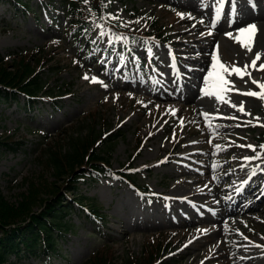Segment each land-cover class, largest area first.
Segmentation results:
<instances>
[{
	"label": "rangeland",
	"instance_id": "obj_1",
	"mask_svg": "<svg viewBox=\"0 0 264 264\" xmlns=\"http://www.w3.org/2000/svg\"><path fill=\"white\" fill-rule=\"evenodd\" d=\"M64 1L28 0L29 9L22 11L0 0V54L11 63L16 60L11 51H37L34 71L46 82L30 110L20 94L0 99V139L17 145H0V190L17 206L31 182L42 190L31 212H42L47 192L63 180L45 165L41 148L54 139L66 149L72 137L91 129L97 136L101 129L115 131L111 148L100 153L113 174L85 178L64 192L72 210L62 217L73 226L59 238L53 257L11 255L3 264H81L104 246L113 247L119 261L156 252V243L167 242L172 248L162 259L174 258L169 264H264V247L257 246H264V149L257 147L259 158L245 161L257 153L239 147L264 145V100L227 93L237 107L243 102L248 115L201 92L217 45L220 61L229 67L250 64L256 53H261L257 67L264 63V29L255 33L251 52L225 35L235 37L264 18V0H224L218 16L217 0H102V17L118 19L92 25V54L84 58L66 32L60 35L67 24ZM77 5L90 11L92 0ZM240 20L245 21L233 26ZM114 23L118 31L109 28ZM124 32L133 38H124ZM249 71L251 78L227 79L240 92L259 91L251 81L264 82V72ZM93 76L103 84L91 83ZM55 100L57 108L51 105ZM124 166H130L136 185L150 189V197L119 178ZM230 179L241 192L234 211H228L232 204L222 208L218 198L217 188ZM249 188L258 200L244 198L252 194ZM78 197L96 205L103 222L92 228L70 201ZM21 218L11 226L29 220ZM12 239L4 238L5 244Z\"/></svg>",
	"mask_w": 264,
	"mask_h": 264
},
{
	"label": "trees",
	"instance_id": "obj_2",
	"mask_svg": "<svg viewBox=\"0 0 264 264\" xmlns=\"http://www.w3.org/2000/svg\"><path fill=\"white\" fill-rule=\"evenodd\" d=\"M2 1L9 2L16 9H29L28 0ZM71 1H68L66 7L69 27L73 32L82 33L85 39L89 32L90 22L81 18L80 14L83 15L85 11H82ZM99 4V0H93L92 8L97 10ZM36 52L11 51L8 55L14 57L13 54H15L16 56V60L13 58L11 63L0 54V99L11 100L20 94L24 97V106L31 108L35 99L39 97L38 91L46 84L40 74L34 71L35 65L37 66L40 61L39 57H37L38 60L35 58ZM33 62L34 65H32ZM91 130L84 136L72 137L66 149L61 144L54 143V139H52V143L48 142L41 148L42 152L39 155L46 158L45 165L54 170L56 180H63L61 185L57 184L47 192L51 196L43 199L45 205L42 212H31V203L36 201L39 196L37 193L42 192V190H38V187L32 186L31 182H29L28 193L23 196L17 206L8 202L0 190V231L4 236H7L0 238V264L5 263L9 255L16 257L18 255H33L41 257L43 260L52 257L55 255L56 246L59 244L62 234L67 231L71 232L73 224L67 223V220L62 217L70 209L69 204L66 203L68 200L64 201V197H66L64 192L76 188V182L81 179H95L99 172H108L110 169L107 158L100 153L104 152L105 146L111 148V139L115 137V131L101 129L96 132L99 133L97 136ZM100 143L102 147H99ZM15 144V141L9 138L0 139V145H4L8 149H16L17 145ZM122 176L131 180L125 173H122ZM32 187L33 190H31ZM76 200L82 205V198L79 197ZM92 213L95 215L97 211H92ZM17 216H22L21 219L27 217L29 220L24 225L11 226L15 223L14 220ZM4 238L6 240L13 239L10 240V243L5 244ZM157 244H155L158 246L156 252L150 250L149 253L144 252L142 256L131 254L119 261H117L113 247L104 246L89 255L81 264H169L174 262V258L171 257L167 261L162 260V254L172 248L171 244L167 242L163 244V247Z\"/></svg>",
	"mask_w": 264,
	"mask_h": 264
},
{
	"label": "snow or ice",
	"instance_id": "obj_3",
	"mask_svg": "<svg viewBox=\"0 0 264 264\" xmlns=\"http://www.w3.org/2000/svg\"><path fill=\"white\" fill-rule=\"evenodd\" d=\"M87 2L88 0H85V3ZM217 4H218V7L216 8V13L218 16L220 11L222 10L224 0H217ZM102 7H106V5H102ZM177 15L181 19H184L186 14L177 13ZM102 18L118 19V17H113L111 15H109L108 17H102ZM187 18L191 19L192 17L190 14H187ZM256 31L257 29L255 25H248L245 28H241L237 30L235 37H233L231 33H225V35L228 36L229 38H233L237 43L241 45L242 48H246L249 52H251L252 47H253V37ZM101 34L103 35L104 33H101ZM117 39H120V37H117ZM218 49H219V46L217 45L216 48H214L213 53L211 54L210 69L204 78L205 87L201 89V92L202 94L207 95V96H214L217 101L228 103L231 107L237 108L238 111L245 113L243 102H241L240 105L237 107V105L232 104L231 101L227 99V93L231 91H236L240 95L256 97L261 100H264V82H260L255 79H252L251 82L258 87L259 91L249 90L246 92H240V90L238 88H235V86L232 84V82L229 79H227V77L235 75L241 80H243L245 76H248L251 78V72L249 71L250 68L255 71L264 72V63L259 64V67H257V62L261 59V53H256L255 57L252 59L250 64L246 63L244 64L243 67H239L236 65L229 67L228 65L220 61ZM83 79L89 80V76L85 75ZM90 82L103 84V82L99 81L97 77L95 76L91 77ZM245 83H247V81H245ZM172 114L175 115V111H173ZM245 114L250 115V113H245ZM204 115L207 118L209 114L205 113ZM224 118L236 119V117H224ZM256 119L258 120L259 118L257 117ZM182 124H183V121H181V126ZM261 126H264V125H261ZM239 147H247L251 149L253 152L257 153L255 156L243 157L245 161H250V160L259 158V152H257V146L240 145ZM259 148L264 149V145H260ZM217 149H220L219 145H217ZM252 174L255 175V170H253ZM237 191H239V189H237ZM257 246L264 247V246H259V245Z\"/></svg>",
	"mask_w": 264,
	"mask_h": 264
},
{
	"label": "bare ground",
	"instance_id": "obj_4",
	"mask_svg": "<svg viewBox=\"0 0 264 264\" xmlns=\"http://www.w3.org/2000/svg\"><path fill=\"white\" fill-rule=\"evenodd\" d=\"M243 21H245V20L236 21L233 23V26L238 27L241 24V22H243ZM252 25L256 26V29H257L256 33H258V30L261 32L264 29V18H259L258 22H256V20H255ZM237 185H238V182L230 179V183L228 185H221L219 188H217L219 191L218 198L221 201L222 208H227V205L232 204V206L229 208L228 211L237 210V207L239 205L236 201V198L239 197L241 192L237 191V189H238ZM256 186H258V185H256ZM256 186H254V187H256ZM249 191L252 192V194L246 193L245 195H243L245 199L250 198L249 200H251V201L259 199V198L256 199V196L258 194H256V193L254 194L253 188H249ZM248 207H249L248 209H256V208H250V206H248Z\"/></svg>",
	"mask_w": 264,
	"mask_h": 264
}]
</instances>
